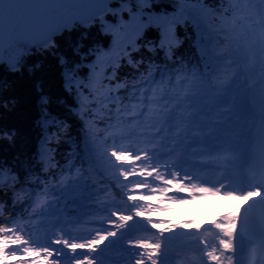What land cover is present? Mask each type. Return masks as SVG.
Wrapping results in <instances>:
<instances>
[{"label": "trees", "instance_id": "1", "mask_svg": "<svg viewBox=\"0 0 264 264\" xmlns=\"http://www.w3.org/2000/svg\"><path fill=\"white\" fill-rule=\"evenodd\" d=\"M230 1L109 0L87 22L76 21L46 43L23 48L12 66L3 60L11 55L9 42L0 51V264H45L24 236L17 207L34 190V174L50 172L72 153L88 170L91 155L105 169L125 174L106 128L128 106V82L141 72L148 75L151 65L186 66L183 55L190 52L213 81L231 72L225 58L232 53L229 41L251 48L255 36L238 24ZM28 2L0 0V14ZM198 20L216 34L209 46L199 41L207 35ZM208 53L218 68L209 66ZM86 138L93 143L90 153L84 152Z\"/></svg>", "mask_w": 264, "mask_h": 264}, {"label": "rangeland", "instance_id": "2", "mask_svg": "<svg viewBox=\"0 0 264 264\" xmlns=\"http://www.w3.org/2000/svg\"><path fill=\"white\" fill-rule=\"evenodd\" d=\"M108 0H30L28 4L0 14V51L9 42L8 55L3 60L9 66L25 47L47 42L51 33L68 23L87 22L103 13ZM105 11V10H104ZM75 23V22H74ZM73 23V24H74Z\"/></svg>", "mask_w": 264, "mask_h": 264}]
</instances>
